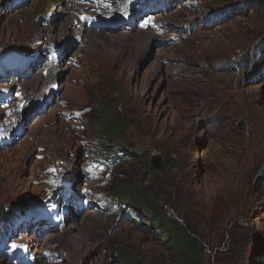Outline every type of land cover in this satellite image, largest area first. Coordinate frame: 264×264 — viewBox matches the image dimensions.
<instances>
[{
  "label": "rangeland",
  "instance_id": "1",
  "mask_svg": "<svg viewBox=\"0 0 264 264\" xmlns=\"http://www.w3.org/2000/svg\"><path fill=\"white\" fill-rule=\"evenodd\" d=\"M107 5L115 8L109 0H0V63L33 58L27 79L18 80V68L0 70V125L21 128L0 147L4 219L46 205L66 184L96 208H80L50 233L8 221V236L32 264H178L116 201L136 183L163 215L200 234L201 264H264V0H184L157 17L158 29L86 28L88 13ZM226 6L233 16L204 27L203 12ZM188 22L191 30L173 31ZM104 104L121 121L117 140L95 138L91 110ZM156 153L164 174L150 164ZM117 154V171L102 164L100 179L87 177L96 155ZM0 264L20 263L0 253Z\"/></svg>",
  "mask_w": 264,
  "mask_h": 264
},
{
  "label": "trees",
  "instance_id": "2",
  "mask_svg": "<svg viewBox=\"0 0 264 264\" xmlns=\"http://www.w3.org/2000/svg\"><path fill=\"white\" fill-rule=\"evenodd\" d=\"M90 117L93 123L92 129L100 131L96 132L99 133L95 137L96 140L104 139L105 136L114 140L119 138L121 121L112 115L111 108L107 104L92 109ZM132 155L138 158L136 151ZM117 169L118 167H114L112 172ZM120 190L116 197L121 198L119 199L121 202L124 200L123 204H126L132 213H138V217L133 215L138 221L143 218L148 223L149 233L155 235V237L151 236V239L158 237V242L172 252L178 264H201L203 255L199 244L201 236L198 232L182 227L176 220L163 215L146 189L140 188L138 184L124 185ZM125 264L135 263L129 259Z\"/></svg>",
  "mask_w": 264,
  "mask_h": 264
},
{
  "label": "water",
  "instance_id": "3",
  "mask_svg": "<svg viewBox=\"0 0 264 264\" xmlns=\"http://www.w3.org/2000/svg\"><path fill=\"white\" fill-rule=\"evenodd\" d=\"M237 15V14H236ZM239 127L242 129H246V124L244 121L241 122V124H239ZM150 164L160 173L164 174L165 173V169L163 167L162 164V157L159 153H156L155 155L152 156L151 160H150ZM258 176H263L264 177V163H263V167H261V171L257 174ZM2 206L0 205V220L3 216V212L1 210Z\"/></svg>",
  "mask_w": 264,
  "mask_h": 264
},
{
  "label": "bare ground",
  "instance_id": "4",
  "mask_svg": "<svg viewBox=\"0 0 264 264\" xmlns=\"http://www.w3.org/2000/svg\"><path fill=\"white\" fill-rule=\"evenodd\" d=\"M84 6V5H83ZM94 7V6H93ZM71 8V7H70ZM73 11V10H72ZM104 15H109L110 16V19H113V18H117L118 17V13H117V11L116 10H114V12H111V13H106V14H104ZM70 21V20H69ZM68 21V22H69ZM70 25H72L73 26V19H71V21H70ZM78 24H79V22H78ZM71 26V27H72ZM51 30V29H53L52 27H49V26H47V28H44L43 30ZM43 30H40L41 32L38 34V36L37 37H35L33 40H34V42L33 43H37V42H39L38 40L42 37V36H44V34H43ZM59 30H60V28H59ZM63 30H65L64 29V25H63ZM61 32V31H60ZM81 32V29L79 28V31H78V28H76V33H74V34H78V33H80ZM149 32V31H148ZM145 33H147V32H145ZM49 34V33H48ZM51 34V33H50ZM59 35V34H58ZM61 35V34H60ZM56 37V36H55ZM61 40V39H60ZM59 40V41H60ZM104 51V50H103ZM40 92L41 91H38L37 92V94H40ZM41 97H43V95H41L40 97H39V99L41 98ZM45 103V102H44ZM2 210V209H1ZM3 212V211H2Z\"/></svg>",
  "mask_w": 264,
  "mask_h": 264
},
{
  "label": "clouds",
  "instance_id": "5",
  "mask_svg": "<svg viewBox=\"0 0 264 264\" xmlns=\"http://www.w3.org/2000/svg\"><path fill=\"white\" fill-rule=\"evenodd\" d=\"M115 198H116V201L119 202V205H120V206H124L123 209H129V208L126 206V204H123V202L119 201V199H118L117 197H115ZM1 209H2V208H1ZM3 210H4V209H2V211H3ZM129 210H130V209H129ZM5 215H6V214H5V210H4V213H3V216H2L3 219L5 218ZM2 218H1V219H2Z\"/></svg>",
  "mask_w": 264,
  "mask_h": 264
}]
</instances>
